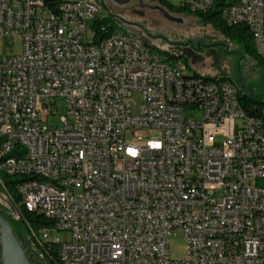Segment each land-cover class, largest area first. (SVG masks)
<instances>
[{
    "label": "built area",
    "instance_id": "1",
    "mask_svg": "<svg viewBox=\"0 0 264 264\" xmlns=\"http://www.w3.org/2000/svg\"><path fill=\"white\" fill-rule=\"evenodd\" d=\"M217 3L264 57V0H183L196 12ZM99 14L92 0L56 12L0 0V40L22 42L0 56L3 173L23 180L72 264H264V122L225 79L184 81L178 60L131 35L94 44ZM61 102L62 128L49 126ZM176 230L181 260L167 251Z\"/></svg>",
    "mask_w": 264,
    "mask_h": 264
},
{
    "label": "rangeland",
    "instance_id": "2",
    "mask_svg": "<svg viewBox=\"0 0 264 264\" xmlns=\"http://www.w3.org/2000/svg\"><path fill=\"white\" fill-rule=\"evenodd\" d=\"M92 1L100 8L98 17L106 19L105 24L112 32L138 34L152 50L175 55L186 68L185 75L193 77L197 73L200 77H216L218 80L227 77L242 92L264 102V69L254 64L241 45L227 41L200 17L177 12L176 8L183 4V0H166L172 9L163 8L172 17L182 20V24L168 22L158 10H152L160 6L157 0H142L143 8L138 0H131L124 6L110 0ZM87 41H92L90 31L87 32ZM21 52V40L17 39L11 46L0 40V56L18 55ZM66 115V104L61 102L57 114L49 117L48 125L62 128L61 118ZM0 172L3 171L0 169ZM60 237L67 241L69 233L60 232ZM168 240L169 257L183 259L186 250L182 232L174 231Z\"/></svg>",
    "mask_w": 264,
    "mask_h": 264
},
{
    "label": "trees",
    "instance_id": "3",
    "mask_svg": "<svg viewBox=\"0 0 264 264\" xmlns=\"http://www.w3.org/2000/svg\"><path fill=\"white\" fill-rule=\"evenodd\" d=\"M62 0H45L47 7L54 12ZM161 5L172 9L166 0H157ZM223 3L215 4L209 11L196 12L190 10L186 5L181 4L176 11L179 13H192L200 17L205 24L211 25L217 30L227 41L236 42L242 46L244 51L251 57L254 64L264 69V59L260 58L255 51L252 36L248 28L242 24H228L221 17V8ZM106 19L97 18L92 23V29L95 32L93 43L98 44L105 38H108L112 32L106 26ZM147 45V44H146ZM148 46V45H147ZM166 56L167 60H177L173 54L166 52L161 53ZM195 77L199 74H193ZM205 80H218L216 77L210 78L203 76ZM200 77V78H203ZM220 79H227L220 78ZM219 79V80H220ZM238 101L244 112L252 118L262 119L264 122V102L254 99L247 93L239 90ZM9 155L8 157H13ZM3 159H0L2 161ZM1 168V165H0ZM18 177H10L0 172V212L8 219L14 234L22 244L28 257L33 264H60L59 247L50 244L49 241L43 242L41 232L44 228H49L52 223L41 215L31 212L28 204L18 193L17 183L22 182ZM258 185L264 187V180L259 181ZM36 234V236H35ZM0 252H1V233H0Z\"/></svg>",
    "mask_w": 264,
    "mask_h": 264
},
{
    "label": "water",
    "instance_id": "4",
    "mask_svg": "<svg viewBox=\"0 0 264 264\" xmlns=\"http://www.w3.org/2000/svg\"><path fill=\"white\" fill-rule=\"evenodd\" d=\"M111 2L124 6L130 3L131 0H110ZM141 8L145 7L142 0H138ZM152 10H158L162 16L171 23L182 24L183 21L172 17L165 9L162 7H153ZM129 35L135 37L139 41L146 44V41L142 40L138 34L129 33ZM0 233H1V252H0V264H33L28 257L22 244L13 232V229L5 217V215L0 212Z\"/></svg>",
    "mask_w": 264,
    "mask_h": 264
},
{
    "label": "bare ground",
    "instance_id": "5",
    "mask_svg": "<svg viewBox=\"0 0 264 264\" xmlns=\"http://www.w3.org/2000/svg\"><path fill=\"white\" fill-rule=\"evenodd\" d=\"M45 1V0H44ZM108 41H116V33L114 32L113 34H111L108 38H106ZM258 56L262 59H264L263 56H261V53H257ZM183 80L184 81H194V82H197L199 84H204V85H215V84H220V80L218 81H215V80H205V79H202V78H198V77H190V76H187L183 73ZM225 83L228 84L229 86H234V94H235V99L238 100V94H241L239 92V88L238 86L233 83L232 81L230 80H227L225 79ZM3 172H5V165H1V168H0ZM18 193L20 194V196H22V198L25 200V203L29 205V203L27 202L26 198L23 196L21 190L19 189L18 187ZM31 212H33L31 210ZM41 238L43 240V242H46V241H49L48 240V237L46 235V233L44 232V230L41 232ZM50 243V242H49ZM59 255H60V264H72L69 259L64 255V253L62 252H59Z\"/></svg>",
    "mask_w": 264,
    "mask_h": 264
},
{
    "label": "flooded vegetation",
    "instance_id": "6",
    "mask_svg": "<svg viewBox=\"0 0 264 264\" xmlns=\"http://www.w3.org/2000/svg\"><path fill=\"white\" fill-rule=\"evenodd\" d=\"M160 6H161L162 8H164V6H163V5H161V4H160Z\"/></svg>",
    "mask_w": 264,
    "mask_h": 264
},
{
    "label": "clouds",
    "instance_id": "7",
    "mask_svg": "<svg viewBox=\"0 0 264 264\" xmlns=\"http://www.w3.org/2000/svg\"><path fill=\"white\" fill-rule=\"evenodd\" d=\"M133 155H135V152H133Z\"/></svg>",
    "mask_w": 264,
    "mask_h": 264
}]
</instances>
